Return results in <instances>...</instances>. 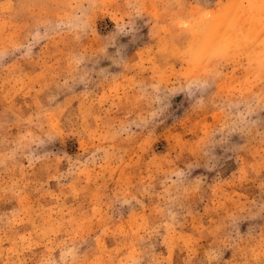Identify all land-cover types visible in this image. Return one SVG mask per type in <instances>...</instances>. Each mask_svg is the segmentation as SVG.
Segmentation results:
<instances>
[{
	"label": "rangeland",
	"instance_id": "obj_1",
	"mask_svg": "<svg viewBox=\"0 0 264 264\" xmlns=\"http://www.w3.org/2000/svg\"><path fill=\"white\" fill-rule=\"evenodd\" d=\"M0 264H264V0H0Z\"/></svg>",
	"mask_w": 264,
	"mask_h": 264
}]
</instances>
